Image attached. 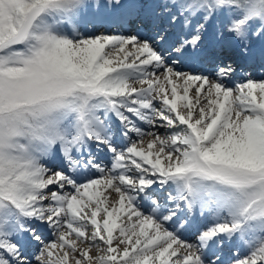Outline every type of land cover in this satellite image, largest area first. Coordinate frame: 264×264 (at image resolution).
<instances>
[{
	"label": "snow or ice",
	"instance_id": "obj_1",
	"mask_svg": "<svg viewBox=\"0 0 264 264\" xmlns=\"http://www.w3.org/2000/svg\"><path fill=\"white\" fill-rule=\"evenodd\" d=\"M162 8L174 40L88 30L135 0H0V264H264V79L203 43L264 60V0Z\"/></svg>",
	"mask_w": 264,
	"mask_h": 264
},
{
	"label": "bare ground",
	"instance_id": "obj_2",
	"mask_svg": "<svg viewBox=\"0 0 264 264\" xmlns=\"http://www.w3.org/2000/svg\"><path fill=\"white\" fill-rule=\"evenodd\" d=\"M155 4H152L150 2V0H144L142 5L140 7V11L138 12V14L132 18H130L127 22V26L120 25L117 24L121 27H125L128 31H132V30H137L138 34H141L142 36H145V32H143L141 29H138L139 26H137V22L136 21L138 18H140L139 13L142 11H145L144 9L147 10H151L154 12L153 17L151 18V20H148V26L151 29L155 28L156 29H163L164 28V24H168L167 19H164V21H159L158 19H160L161 17L166 18L167 17V12L163 10L162 5L167 3L168 1L166 0H154ZM91 4H100L103 5V1L102 0H90ZM150 23V24H149ZM113 23H107V22H95V28H93V25L90 23L88 24V28L90 29V31H96V29L98 30V27L100 28H104V33L109 34L110 33V29H111V33H113L114 35H120L119 33H115L114 30H121L119 27H112ZM114 25V24H113ZM219 28V23L217 22L215 26H213L211 23L208 26L207 31L203 34V43L207 48H213L214 51L213 53L221 60H226L228 58H231L232 60L235 61L236 65H237V70H236V75L234 77V81L236 83L240 82L243 79L246 78H252L255 80H261L264 79V60H262L259 55H257V57L255 59H246L245 57H242L239 54V47L238 45L228 39L227 37L221 39L218 34H217V30ZM165 29L167 30L168 34H169V38L171 40L176 39L177 34L179 33L180 29L179 27H171V26H167L165 27ZM128 33V32H127ZM154 30L152 29V31H147L146 35L149 34H153ZM129 34V33H128ZM259 48H260V44L259 42H256V50L257 53L259 52ZM205 64V65H204ZM203 65L201 64H197L195 65V67L199 70V72H202L201 74L204 75H208L211 71V63L210 62H205ZM240 67V68H239ZM244 72L243 75H240V72ZM248 72H254L253 75L251 77H248L247 74ZM235 83L230 84L229 86H232ZM137 87L139 85H136ZM158 104V101H157ZM144 130L148 131L149 128L147 125H144ZM151 131H156V129H151ZM160 134L164 135V129H160L159 130ZM133 138L135 139V135L133 134ZM150 139V137L148 138ZM147 144V139L145 140V145ZM102 156V158H99V160H102V164H104V166L108 167L110 166V160H111V156L110 154H104V153H98V157ZM99 176V173H96V176L93 178H96ZM167 193H161L160 197L162 199V197L164 195H166ZM107 195V193H106ZM110 199H115V194H112L110 196ZM148 205L147 202L144 203V208L147 209ZM199 226V218H197V225L194 226L191 230H189L188 232H185L183 234V239L186 240L189 243H196V238L195 236V232H196V227ZM47 235V234H46ZM50 239H54V237H49ZM79 247L83 248L85 247V245L81 244L79 245ZM223 250L221 252H219V255L222 256L225 261L226 264H228L229 261V249L231 247V245L229 243H225L223 246ZM33 254H35L33 252ZM93 257H95L97 255V251L95 249H93L92 253Z\"/></svg>",
	"mask_w": 264,
	"mask_h": 264
}]
</instances>
